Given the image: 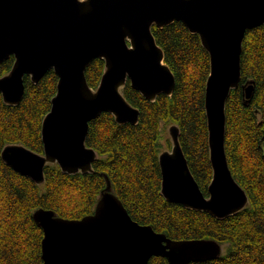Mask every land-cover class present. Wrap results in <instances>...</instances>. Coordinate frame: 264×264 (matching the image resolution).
Here are the masks:
<instances>
[{
    "label": "water",
    "instance_id": "obj_1",
    "mask_svg": "<svg viewBox=\"0 0 264 264\" xmlns=\"http://www.w3.org/2000/svg\"><path fill=\"white\" fill-rule=\"evenodd\" d=\"M176 20L200 36L210 56L205 110L213 174L205 195L189 167L180 127L171 124L172 148L159 154L161 192L168 201L219 219L246 208L248 194L226 153V105L241 81L245 34L264 25V0H0V62L15 58L0 76L4 102L20 103L25 75L34 83L50 69L59 76L42 122L44 152L10 143L2 149L3 161L37 184L45 182L50 164L69 174L93 172L98 152L86 144L90 121L102 112L120 124L139 121V108L123 93L127 80L149 100L173 93L175 75L152 28ZM96 58H103L105 67L93 88L86 69ZM253 91L251 83L248 98ZM105 176L107 186L91 214L70 219L52 209L35 210L44 231L42 264H148L159 255L166 264H189L222 255L215 239H173L134 220Z\"/></svg>",
    "mask_w": 264,
    "mask_h": 264
},
{
    "label": "trees",
    "instance_id": "obj_2",
    "mask_svg": "<svg viewBox=\"0 0 264 264\" xmlns=\"http://www.w3.org/2000/svg\"><path fill=\"white\" fill-rule=\"evenodd\" d=\"M164 50L165 63L175 75L171 95L147 99L128 80L123 93L139 108V121L120 124L110 112L90 121L86 144L98 152L93 172H63L58 164L45 167V182L37 184L5 163L6 144L21 143L44 152L42 122L57 92L59 76L50 69L34 83L24 76L25 92L16 105L6 104L0 92V264H42L44 231L33 214L38 208L77 219L91 214L107 186L132 218L151 225L173 239L210 238L225 246L217 259L189 264H264V25L248 29L241 60L242 77L226 105V153L235 179L246 190L249 205L219 219L206 211L168 201L161 192L159 154L171 147V124L180 127V141L189 167L205 195L212 179L205 110V88L210 56L200 36L182 21L153 26ZM14 56L0 62V76L13 66ZM105 67L103 58L86 69L89 85L96 88ZM254 84L251 98L246 88ZM153 256L148 264H166Z\"/></svg>",
    "mask_w": 264,
    "mask_h": 264
},
{
    "label": "rangeland",
    "instance_id": "obj_3",
    "mask_svg": "<svg viewBox=\"0 0 264 264\" xmlns=\"http://www.w3.org/2000/svg\"><path fill=\"white\" fill-rule=\"evenodd\" d=\"M167 137L170 138V140H171V137H170V134H169L168 131H167V133L165 134L164 138L162 139V143H163V144H165ZM171 143H172V142H171ZM222 250H223V251L225 250V246H224V245L222 246Z\"/></svg>",
    "mask_w": 264,
    "mask_h": 264
},
{
    "label": "flooded vegetation",
    "instance_id": "obj_4",
    "mask_svg": "<svg viewBox=\"0 0 264 264\" xmlns=\"http://www.w3.org/2000/svg\"><path fill=\"white\" fill-rule=\"evenodd\" d=\"M155 26V25H154ZM128 81V80H127ZM130 81V80H129ZM131 83V82H130ZM162 94V93H161ZM159 95V94H158ZM157 95V96H158ZM171 142H172V140H171ZM172 148V143H171V147L170 148H166V149H171Z\"/></svg>",
    "mask_w": 264,
    "mask_h": 264
}]
</instances>
